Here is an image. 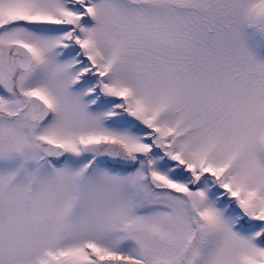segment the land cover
Segmentation results:
<instances>
[{"label":"snow or ice","instance_id":"obj_1","mask_svg":"<svg viewBox=\"0 0 264 264\" xmlns=\"http://www.w3.org/2000/svg\"><path fill=\"white\" fill-rule=\"evenodd\" d=\"M0 264H264V0H0Z\"/></svg>","mask_w":264,"mask_h":264}]
</instances>
